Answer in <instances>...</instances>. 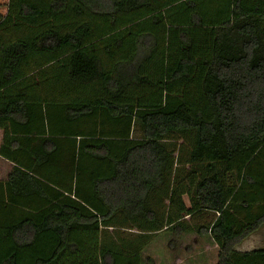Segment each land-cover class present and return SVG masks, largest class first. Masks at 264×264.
I'll list each match as a JSON object with an SVG mask.
<instances>
[{
    "label": "trees",
    "instance_id": "16d2710c",
    "mask_svg": "<svg viewBox=\"0 0 264 264\" xmlns=\"http://www.w3.org/2000/svg\"><path fill=\"white\" fill-rule=\"evenodd\" d=\"M263 226L264 0H0V264H264Z\"/></svg>",
    "mask_w": 264,
    "mask_h": 264
},
{
    "label": "crops",
    "instance_id": "0c3cea01",
    "mask_svg": "<svg viewBox=\"0 0 264 264\" xmlns=\"http://www.w3.org/2000/svg\"><path fill=\"white\" fill-rule=\"evenodd\" d=\"M191 238L196 244L198 243V250H193L188 244H185V240ZM201 239L196 236H184L178 243L183 244V251L181 255H177L175 258L176 264H209L207 263L209 258H212L211 264H217L219 248L213 243L210 238H202V242H206L202 246V243L198 240ZM185 247V248H184ZM256 250H264V226L257 233L245 240L241 245L236 247V251L240 253L252 252ZM215 255V258L213 257ZM200 258V260H199ZM217 259V260H216Z\"/></svg>",
    "mask_w": 264,
    "mask_h": 264
},
{
    "label": "rangeland",
    "instance_id": "374dc122",
    "mask_svg": "<svg viewBox=\"0 0 264 264\" xmlns=\"http://www.w3.org/2000/svg\"><path fill=\"white\" fill-rule=\"evenodd\" d=\"M176 143H177V148H179V151L181 152L180 156L186 157L190 148L189 141L183 140V141H178ZM185 169H189V166H186ZM167 207H168V201L164 200L163 204L160 206V211L164 213L165 211H167ZM171 240H172V235L169 233L158 234L152 241L151 246L146 250L144 257H152L154 260V264H176L175 258L177 255L182 254L183 244L181 245V243L177 242L174 243L173 246L169 247L170 245L169 243ZM198 241L202 243V246L206 244V242H202L203 241L202 239H199ZM185 244H188L193 250L195 249L198 250L199 247L198 243L196 244V242L194 240H191V238H189L188 240L186 239ZM213 257L215 258V255ZM207 260H209L207 263L211 264L212 258H209Z\"/></svg>",
    "mask_w": 264,
    "mask_h": 264
}]
</instances>
